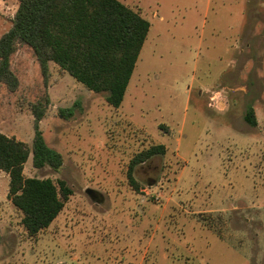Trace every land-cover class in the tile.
<instances>
[{"label":"rangeland","instance_id":"obj_1","mask_svg":"<svg viewBox=\"0 0 264 264\" xmlns=\"http://www.w3.org/2000/svg\"><path fill=\"white\" fill-rule=\"evenodd\" d=\"M120 1L150 29L119 107L54 62L45 85L27 45L12 55L0 132L31 146L48 93L39 126L63 164L31 154L24 174L74 193L34 239L0 170V264H264V0ZM18 6L0 0V38ZM154 144L166 153L134 168L136 190L129 163Z\"/></svg>","mask_w":264,"mask_h":264},{"label":"trees","instance_id":"obj_2","mask_svg":"<svg viewBox=\"0 0 264 264\" xmlns=\"http://www.w3.org/2000/svg\"><path fill=\"white\" fill-rule=\"evenodd\" d=\"M149 29V21L120 0H19L12 26L0 38V86L18 88L11 58L20 45H27L39 63L45 85L50 79V62H54L89 90L106 92V101L119 107ZM49 103L45 93L32 104L35 133L31 146L0 132V170L10 177L9 197L34 239L57 218L74 193L65 180L24 174L31 154L36 168L58 170L63 164V155L48 145L39 126ZM245 120L257 124L252 106ZM164 153V144H154L135 154L127 172L134 189L140 187L134 168Z\"/></svg>","mask_w":264,"mask_h":264},{"label":"water","instance_id":"obj_3","mask_svg":"<svg viewBox=\"0 0 264 264\" xmlns=\"http://www.w3.org/2000/svg\"><path fill=\"white\" fill-rule=\"evenodd\" d=\"M149 184H152V183H149ZM86 192H87V194H88L90 197H92V198L95 197V190H94V189H92V188H88V189L86 190Z\"/></svg>","mask_w":264,"mask_h":264},{"label":"flooded vegetation","instance_id":"obj_4","mask_svg":"<svg viewBox=\"0 0 264 264\" xmlns=\"http://www.w3.org/2000/svg\"><path fill=\"white\" fill-rule=\"evenodd\" d=\"M151 179H153V178H151V177H148V180H151Z\"/></svg>","mask_w":264,"mask_h":264}]
</instances>
